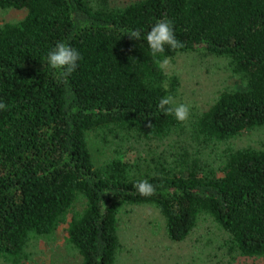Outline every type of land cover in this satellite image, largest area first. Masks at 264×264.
Returning a JSON list of instances; mask_svg holds the SVG:
<instances>
[{"label":"trees","instance_id":"obj_1","mask_svg":"<svg viewBox=\"0 0 264 264\" xmlns=\"http://www.w3.org/2000/svg\"><path fill=\"white\" fill-rule=\"evenodd\" d=\"M0 10L26 12L0 25V260L19 264L31 236L64 224L82 264H115L117 215L133 205L155 207L175 242L206 214L237 253L264 258V149H226L210 176L189 153L264 127V0H0ZM161 19L184 47L154 58L146 34ZM136 29L140 40L128 36ZM58 42L82 57L66 82L47 64ZM200 51L229 59L239 79L187 127L158 108L179 80L157 60ZM117 133L145 143L177 136V165L141 173L124 156L98 164L92 134ZM141 179L154 195L136 191Z\"/></svg>","mask_w":264,"mask_h":264},{"label":"rangeland","instance_id":"obj_2","mask_svg":"<svg viewBox=\"0 0 264 264\" xmlns=\"http://www.w3.org/2000/svg\"><path fill=\"white\" fill-rule=\"evenodd\" d=\"M132 1L111 0L115 6H124ZM25 15V11L0 10V25L19 22ZM164 72L179 80L172 95L175 104L190 106L189 118L183 122L187 127L211 107L221 92L233 90L239 79L229 59L204 51L170 58ZM101 134H92L91 148L96 162L102 165L124 156L125 161L137 164L136 172L149 173L158 161L168 168L177 165L171 157L182 151L178 137L174 135L162 141L145 143L137 142L129 133L111 136L117 138L114 141ZM248 147L264 149V127L244 132L216 147L194 144L189 153L191 160L198 163L199 170L210 176L220 173V160L216 161L215 156L224 154L226 149ZM117 221L121 248L115 264H264V258H250L237 253L231 245L229 233L206 214L198 217L193 231L180 242L168 237L164 219L153 206L124 207L119 211ZM67 239L64 224L50 235L31 236L19 264H82V256ZM0 264L14 263L1 259Z\"/></svg>","mask_w":264,"mask_h":264},{"label":"clouds","instance_id":"obj_3","mask_svg":"<svg viewBox=\"0 0 264 264\" xmlns=\"http://www.w3.org/2000/svg\"><path fill=\"white\" fill-rule=\"evenodd\" d=\"M128 36L133 40L141 39V31L139 29L130 30ZM146 41L154 58L165 52V46L171 49L183 48L184 45L179 41L174 32L172 21L167 19L158 20L146 34ZM82 59L80 52L65 42H58L56 46L47 54V64L52 70H56L60 77L66 82L67 78L78 67V61ZM157 64L164 69L170 64V58L164 56L157 60ZM67 95H71L70 92ZM158 108L167 115H175L178 121H186L190 115V106L184 103L175 104L174 97L171 95L160 98ZM8 105L0 102V110H7ZM136 191L145 197L152 196L156 193V186L147 179H141L134 184Z\"/></svg>","mask_w":264,"mask_h":264}]
</instances>
